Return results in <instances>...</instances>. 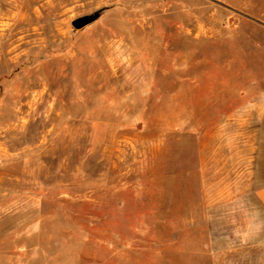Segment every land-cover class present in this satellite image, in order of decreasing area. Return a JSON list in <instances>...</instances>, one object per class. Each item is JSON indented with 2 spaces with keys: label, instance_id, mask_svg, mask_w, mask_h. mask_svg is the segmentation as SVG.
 <instances>
[{
  "label": "rangeland",
  "instance_id": "374dc122",
  "mask_svg": "<svg viewBox=\"0 0 264 264\" xmlns=\"http://www.w3.org/2000/svg\"><path fill=\"white\" fill-rule=\"evenodd\" d=\"M263 119L264 0H0V264H264Z\"/></svg>",
  "mask_w": 264,
  "mask_h": 264
},
{
  "label": "crops",
  "instance_id": "0c3cea01",
  "mask_svg": "<svg viewBox=\"0 0 264 264\" xmlns=\"http://www.w3.org/2000/svg\"><path fill=\"white\" fill-rule=\"evenodd\" d=\"M264 123V119H263ZM242 146H241V156L244 158V156L247 154L248 157H250L247 160L246 168H250L255 163L257 174L261 169H264V136L253 138H242ZM247 144V148H245V145ZM233 145V144H232ZM243 161V159H242ZM248 168V169H249ZM252 202L254 203V218H251L250 220H264V183L256 186L254 190L252 191L251 196Z\"/></svg>",
  "mask_w": 264,
  "mask_h": 264
},
{
  "label": "water",
  "instance_id": "95a60500",
  "mask_svg": "<svg viewBox=\"0 0 264 264\" xmlns=\"http://www.w3.org/2000/svg\"><path fill=\"white\" fill-rule=\"evenodd\" d=\"M99 16L100 12H95L92 15L84 16L74 20L71 25L75 30H81L95 22L99 18Z\"/></svg>",
  "mask_w": 264,
  "mask_h": 264
}]
</instances>
